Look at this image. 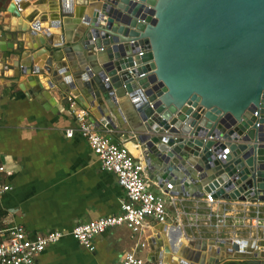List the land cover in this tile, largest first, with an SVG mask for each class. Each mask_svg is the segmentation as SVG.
Wrapping results in <instances>:
<instances>
[{"label":"water","instance_id":"95a60500","mask_svg":"<svg viewBox=\"0 0 264 264\" xmlns=\"http://www.w3.org/2000/svg\"><path fill=\"white\" fill-rule=\"evenodd\" d=\"M80 1L83 20L73 18L72 0L52 1L44 33L34 13L30 25L20 17V0L10 3L17 24L0 33L17 41L0 39L2 69L17 81L26 76L34 96L45 74L61 103L72 99L137 140L150 178L173 179L174 194L264 201V0ZM133 56L141 65L131 74ZM49 98L38 97L55 110ZM175 226L165 252L175 255L181 241L203 251L217 245L207 264H264L254 243L193 239ZM151 250L146 263L162 264L160 249ZM196 252L179 254L180 264H205Z\"/></svg>","mask_w":264,"mask_h":264},{"label":"crops","instance_id":"0c3cea01","mask_svg":"<svg viewBox=\"0 0 264 264\" xmlns=\"http://www.w3.org/2000/svg\"><path fill=\"white\" fill-rule=\"evenodd\" d=\"M52 1L58 2L20 0L23 5L20 17L27 25L39 19L40 33H44L50 23ZM10 3H14V0H0V32L6 26L15 30L17 18L7 11ZM81 3L80 0H72L71 4L73 18L79 20H83L88 9H81ZM79 11L81 17H77ZM32 13L33 20L30 22L26 18ZM42 16H46L44 20L40 19ZM17 32L19 39H25L21 32ZM0 39L12 41L1 33ZM16 41H12L14 47ZM40 61L43 62L40 58L34 63ZM25 78L17 81L11 70L0 66V164L8 169L5 179L12 185L11 190L0 196V241L7 235L8 229L16 224H22L29 237L51 229L68 231L77 223L119 213L121 201L126 200L125 190L115 174L101 168L87 141L78 132L71 137L66 136L65 130L74 127L75 120L69 111V103H61L58 87L49 88L47 76L39 74L44 92L42 96H34ZM22 84L23 88L20 87ZM38 97L42 100L50 97L55 110L46 109ZM129 104L132 107L130 101ZM96 113L97 118H94L89 112V118L96 126L99 125V130L106 132L111 140L124 143L136 159L144 162L138 141L126 133L119 135L120 130H113ZM146 175L149 179L152 175L147 167ZM151 181L160 183L155 176ZM153 189L157 191L155 186ZM184 202L191 206L194 200L186 197ZM233 204V208L237 209V204L244 203ZM168 211L167 223L152 220V226L143 233L133 234L123 226L105 230L95 236L93 250L84 248L66 233L56 243L45 247L38 256V264H113L124 252L131 250L147 264V257L153 255L151 248H155V254L160 249L162 264H180L181 257L178 255H187L194 250L198 252V258L205 254V264L210 256L218 257L219 253L215 251L217 245H213L212 251H203L197 249L195 244L182 241L175 255L171 251L165 252V247L170 249L172 236L177 235L174 211L171 208ZM187 228L181 226L180 232L184 237L206 239L208 242L221 239L218 236H193ZM247 249L244 252L250 253ZM231 254L240 252L232 250Z\"/></svg>","mask_w":264,"mask_h":264},{"label":"built area","instance_id":"2783aa9c","mask_svg":"<svg viewBox=\"0 0 264 264\" xmlns=\"http://www.w3.org/2000/svg\"><path fill=\"white\" fill-rule=\"evenodd\" d=\"M18 9L20 10L19 6ZM136 55L138 56L137 51ZM138 65L141 64L136 63L133 56L128 72L132 74L131 68ZM143 75L142 72L139 76ZM137 99L133 98L134 101ZM71 100L68 106L73 114L75 126L65 130L66 136L71 137L74 132H78L87 141L101 168L115 174L118 183L125 190L126 200L121 201L119 213L77 223L68 231L51 229L29 237L22 224L13 225L0 241V264H38V256L45 247L56 243L66 233L73 236L84 248L93 250L95 236L107 229L123 226L137 234L151 227L152 220L167 223L169 208L174 211L175 223L182 227L210 225L219 230L228 224L246 226L247 222L251 221L253 227H259L264 232V215L259 208L264 206V201L226 199L216 196L214 192H205L201 197L174 194L176 184L173 179L165 180V183L152 182L146 175L145 163L136 159L124 143L111 140L106 132L99 130L90 120L89 111L76 106V102ZM256 125L259 126L260 123ZM228 151V147H225L223 152L216 155L217 158L225 159V153ZM6 173L8 169L0 164V196L12 189V185L5 179ZM154 186L157 191L153 189ZM186 197H192L194 200L191 206L185 204ZM237 202L244 203L240 209L233 208V203ZM250 205L256 206L252 217L247 214ZM261 242L263 244H260ZM251 243L257 245L258 252H264V236H257ZM113 264H145V260L131 250L124 252Z\"/></svg>","mask_w":264,"mask_h":264},{"label":"rangeland","instance_id":"374dc122","mask_svg":"<svg viewBox=\"0 0 264 264\" xmlns=\"http://www.w3.org/2000/svg\"><path fill=\"white\" fill-rule=\"evenodd\" d=\"M242 207V204H237V209H240ZM256 206L250 205L249 211L247 212L249 217H252L253 210ZM259 208L262 209L263 215H264V206H259ZM188 232L191 233L193 236H202L206 238H211L214 236H218V238H222L219 240H228L231 241L233 239H245L248 241L247 245L251 243L253 239H255L257 236L262 237L264 236V232H262L259 227H253L251 225V221L247 222L246 226L243 225H237V226H231L228 224L227 226L220 227L219 230L213 226L210 225H200L196 227H188ZM257 232V234H256Z\"/></svg>","mask_w":264,"mask_h":264}]
</instances>
